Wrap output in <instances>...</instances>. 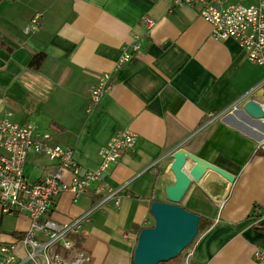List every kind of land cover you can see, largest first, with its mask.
Returning a JSON list of instances; mask_svg holds the SVG:
<instances>
[{
	"label": "crops",
	"instance_id": "0c3cea01",
	"mask_svg": "<svg viewBox=\"0 0 264 264\" xmlns=\"http://www.w3.org/2000/svg\"><path fill=\"white\" fill-rule=\"evenodd\" d=\"M36 14L39 30L25 33ZM210 31L197 7L171 0H0V112L72 150L82 173L98 166L99 150L118 131L137 137L102 182L77 201L60 195L51 212L66 223L125 185L119 205L92 213L73 237L89 264L130 262L140 230L154 223L150 204L167 201L171 154L180 148L234 177L229 183L209 171L181 199L179 206L209 221L189 247V264H264L254 258L264 252V122L235 110L251 98L264 101V69ZM134 36L142 37L139 52L116 67ZM35 55L38 68L29 65ZM104 75L111 87L87 113ZM56 170L57 163L32 155L24 176L36 182ZM6 217L16 226H0V243L28 226L24 215Z\"/></svg>",
	"mask_w": 264,
	"mask_h": 264
},
{
	"label": "built area",
	"instance_id": "2783aa9c",
	"mask_svg": "<svg viewBox=\"0 0 264 264\" xmlns=\"http://www.w3.org/2000/svg\"><path fill=\"white\" fill-rule=\"evenodd\" d=\"M171 1L175 6L197 7L200 17L211 28L213 40H233L246 52L251 65L264 69V0ZM143 22L148 30L154 25L148 18ZM40 26L41 15L36 14L24 32L34 34ZM141 43L142 37L134 36L131 44L123 48L116 67L130 62L139 52ZM110 87L108 75L99 79L89 94L87 113H91ZM261 89L264 94V79ZM262 107L264 110V101ZM11 116L9 112H0V215H24L28 226L10 242L0 243V264H89V255L76 247L73 237L79 235L92 213L103 210L111 201L118 206L125 185L66 223L54 221L51 212L60 195L70 194L72 200L77 201L102 182L121 154L135 149L136 135L126 129L118 131L99 150L98 166L82 173L74 162L72 150L51 145L48 134L37 132L31 124L18 125ZM32 155L57 163L55 173L36 182L28 181L24 166ZM64 172L70 174L68 182L62 178ZM254 258L264 260V252H256Z\"/></svg>",
	"mask_w": 264,
	"mask_h": 264
},
{
	"label": "water",
	"instance_id": "95a60500",
	"mask_svg": "<svg viewBox=\"0 0 264 264\" xmlns=\"http://www.w3.org/2000/svg\"><path fill=\"white\" fill-rule=\"evenodd\" d=\"M262 103L256 98H251L235 110L253 121L264 122ZM171 159L169 171L174 182L164 190L167 201H155L150 204L154 224L139 232L132 264L167 263L176 259L196 238L201 217L179 206L192 183H199L209 171L229 183L234 182V177L229 173L184 149L173 152Z\"/></svg>",
	"mask_w": 264,
	"mask_h": 264
},
{
	"label": "rangeland",
	"instance_id": "374dc122",
	"mask_svg": "<svg viewBox=\"0 0 264 264\" xmlns=\"http://www.w3.org/2000/svg\"><path fill=\"white\" fill-rule=\"evenodd\" d=\"M245 2V1H244ZM247 3V2H245ZM153 222L151 223V227L153 226ZM1 229L2 230H6V231H13L15 229L16 226V221L14 218H9V217H4L2 222H1ZM81 244L79 245V248H81ZM190 246H188L179 256V260L178 262H176L175 264H189L191 262V258L190 256H188V253H191L190 251ZM82 249V248H81ZM132 255L131 254V258H130V262H126V264H132ZM187 262V263H186ZM165 264H172V263H165Z\"/></svg>",
	"mask_w": 264,
	"mask_h": 264
},
{
	"label": "trees",
	"instance_id": "16d2710c",
	"mask_svg": "<svg viewBox=\"0 0 264 264\" xmlns=\"http://www.w3.org/2000/svg\"><path fill=\"white\" fill-rule=\"evenodd\" d=\"M40 63H41L40 55H35L32 58V60L30 61L29 65L32 66L33 68H38V66L40 65ZM208 224H209V221L207 219L201 218V222L199 224V232L202 231ZM179 258H180V256H178L174 260L169 261L168 263L175 264L176 262H178ZM162 264H165V263H162Z\"/></svg>",
	"mask_w": 264,
	"mask_h": 264
},
{
	"label": "bare ground",
	"instance_id": "6f19581e",
	"mask_svg": "<svg viewBox=\"0 0 264 264\" xmlns=\"http://www.w3.org/2000/svg\"><path fill=\"white\" fill-rule=\"evenodd\" d=\"M220 203V202H219Z\"/></svg>",
	"mask_w": 264,
	"mask_h": 264
}]
</instances>
